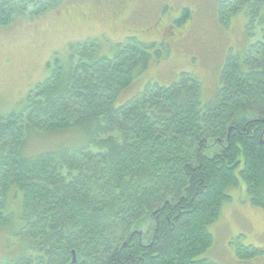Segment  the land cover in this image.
<instances>
[{
	"label": "trees",
	"instance_id": "obj_1",
	"mask_svg": "<svg viewBox=\"0 0 264 264\" xmlns=\"http://www.w3.org/2000/svg\"><path fill=\"white\" fill-rule=\"evenodd\" d=\"M34 1L0 0V27ZM236 11L257 34L228 51L209 100L181 72L116 104L158 51L128 36L112 52L97 38L71 44L0 110V264H219L202 254L229 189L242 182L264 210V0H221L219 20ZM238 238V260L264 253Z\"/></svg>",
	"mask_w": 264,
	"mask_h": 264
},
{
	"label": "rangeland",
	"instance_id": "obj_2",
	"mask_svg": "<svg viewBox=\"0 0 264 264\" xmlns=\"http://www.w3.org/2000/svg\"><path fill=\"white\" fill-rule=\"evenodd\" d=\"M220 1L166 0L162 4L159 0H134L129 11L117 16V10L111 12L97 0H35L0 27V110L16 107L27 91L49 74L47 63L54 58L67 61L71 44L97 38L107 52L128 36L153 43L150 51H158L120 91L116 104L126 102L149 82L170 84L181 72L194 73L202 83L204 100H209L218 89L219 73L228 51L243 54L257 34L247 28L243 11L227 15L228 21L221 22ZM183 7L191 10L189 24L173 21ZM168 22L174 26L170 33L164 30ZM174 30L175 40L171 36ZM178 31L182 32L177 34ZM43 142L53 146L57 141L47 136ZM229 194L231 199L222 205L219 219L208 226L214 241L202 255L219 264H264V254L238 260L229 244L232 238L239 237L233 245L252 244L264 250V210L245 201L242 182L231 187ZM4 242L0 235V258L4 255Z\"/></svg>",
	"mask_w": 264,
	"mask_h": 264
},
{
	"label": "flooded vegetation",
	"instance_id": "obj_3",
	"mask_svg": "<svg viewBox=\"0 0 264 264\" xmlns=\"http://www.w3.org/2000/svg\"><path fill=\"white\" fill-rule=\"evenodd\" d=\"M97 1H98L97 3L99 5H101L105 9H110L111 12H114V11L117 10V12L115 13V15H117V16L122 15V13L125 12V11H129L131 4L134 2V0H97ZM159 2H162V4H163V3L166 2V0H164V1L163 0H159ZM110 3H112V4H110ZM181 12H182V8H181ZM180 15L181 14H179V16L177 18L175 17L173 19V21H176L178 24H182L181 22H179ZM191 17L192 16L190 15V17L186 19V22L188 24L191 21ZM109 18H110L111 21H113V22L115 21L114 20V15H111ZM113 22H112V24H113ZM186 22H184V24ZM167 29H168L169 33L172 31V29H174V26H173L172 22H170L169 26H167L166 28L164 27V30H167ZM181 32L182 31H178L177 34H180ZM175 34H176V31L171 34V36L174 37L173 38L174 40L176 39Z\"/></svg>",
	"mask_w": 264,
	"mask_h": 264
},
{
	"label": "water",
	"instance_id": "obj_4",
	"mask_svg": "<svg viewBox=\"0 0 264 264\" xmlns=\"http://www.w3.org/2000/svg\"><path fill=\"white\" fill-rule=\"evenodd\" d=\"M137 233L140 234L141 231H137ZM72 256H73L72 261H75V253H74V251L72 252Z\"/></svg>",
	"mask_w": 264,
	"mask_h": 264
}]
</instances>
